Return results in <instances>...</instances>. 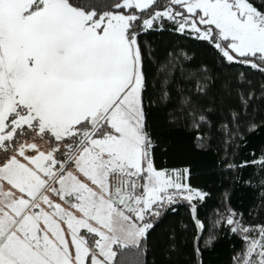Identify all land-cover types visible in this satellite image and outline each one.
<instances>
[{
	"label": "snow or ice",
	"instance_id": "6c2138e0",
	"mask_svg": "<svg viewBox=\"0 0 264 264\" xmlns=\"http://www.w3.org/2000/svg\"><path fill=\"white\" fill-rule=\"evenodd\" d=\"M257 137L264 0H0V264H264Z\"/></svg>",
	"mask_w": 264,
	"mask_h": 264
},
{
	"label": "trees",
	"instance_id": "16d2710c",
	"mask_svg": "<svg viewBox=\"0 0 264 264\" xmlns=\"http://www.w3.org/2000/svg\"><path fill=\"white\" fill-rule=\"evenodd\" d=\"M146 41L152 42L153 48H158L161 53H163L165 50H170L174 47H186L190 50H192L195 53L196 60L193 61V63H199L201 60H204L208 63L212 62V56L210 51L207 50L205 45H202L196 41H193L191 39H185L184 37H180L179 35L165 32L163 34H150L144 38ZM260 74L253 72V79L259 80ZM262 140H264V137H257L255 138L252 143L249 145V148H257ZM243 152L241 153V156H243ZM218 193L220 192L219 186L217 187ZM215 201H211L209 206L214 204ZM235 204V200L233 201ZM205 210H202L201 215L204 214ZM187 216V212L185 209H181L180 212L176 215L170 216L168 223L170 224H178L182 222ZM205 258L207 260V264H227L228 260V250L227 245L224 242H221V244L217 245L216 251L212 253H206Z\"/></svg>",
	"mask_w": 264,
	"mask_h": 264
},
{
	"label": "rangeland",
	"instance_id": "374dc122",
	"mask_svg": "<svg viewBox=\"0 0 264 264\" xmlns=\"http://www.w3.org/2000/svg\"><path fill=\"white\" fill-rule=\"evenodd\" d=\"M41 143H43V142H41Z\"/></svg>",
	"mask_w": 264,
	"mask_h": 264
}]
</instances>
